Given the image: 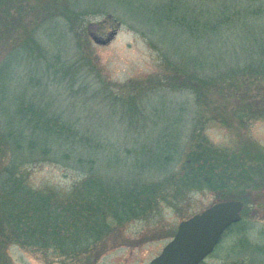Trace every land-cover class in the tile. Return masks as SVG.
<instances>
[{"label": "rangeland", "instance_id": "374dc122", "mask_svg": "<svg viewBox=\"0 0 264 264\" xmlns=\"http://www.w3.org/2000/svg\"><path fill=\"white\" fill-rule=\"evenodd\" d=\"M5 2L30 3L33 9L26 11L28 26L22 37L30 34L39 47L27 44L8 51L12 45L8 37L0 41V127L21 136L17 105L25 102L46 118L77 120L81 131L101 141L93 172L111 186L163 179L169 164L172 172L179 173L193 147L191 125L199 106L188 91L165 90L172 72L165 57L181 69L207 73L264 59V13L252 17L246 9L264 8V0ZM43 2H56L58 10L68 5L76 12L88 11L78 27L83 29L81 47H75L65 16L59 12L46 19L42 8L52 5ZM156 81L159 88L153 85ZM143 86L154 89L129 105L126 98ZM209 95L212 103L202 106L206 118L214 116L216 105L232 108L231 98ZM202 127L201 135L214 148L229 153L242 148L248 156L255 149L264 153V119L252 120L246 127L209 119ZM24 168L32 187L59 192L69 191L81 173L75 164L60 161ZM189 198L183 216L163 206L153 216L127 224L121 243L91 264H148L173 237L180 221L216 201L208 190L194 191ZM251 198L254 203L244 221L225 231L199 264H264V190L251 191ZM1 256L0 264H57L16 244L7 245Z\"/></svg>", "mask_w": 264, "mask_h": 264}, {"label": "trees", "instance_id": "16d2710c", "mask_svg": "<svg viewBox=\"0 0 264 264\" xmlns=\"http://www.w3.org/2000/svg\"><path fill=\"white\" fill-rule=\"evenodd\" d=\"M60 7L58 10L54 2L41 8L46 19L59 12L65 16L74 34L75 47H81L83 29L80 31L78 27L88 11L76 12L68 5ZM32 9L30 3L0 0V41L8 37L12 44L8 51L24 49L27 44L32 49L39 47L30 34L22 37L28 26L26 11ZM246 9L252 17L264 13L262 6ZM169 60L165 57L172 72L163 87L190 92L199 107L191 125L193 147L180 172H172L169 164L163 179L105 184L93 172L101 141L81 131L77 120L46 118L36 114L32 103L17 105L21 136L13 129L0 127V258L7 245L16 244L39 254L48 263L91 264L98 255L121 243L122 229L132 221L149 218L163 206L183 216V206L189 204V194L194 191L208 190L216 201H242V219L233 225L244 221L248 207L254 203L251 191L264 190V153L255 149V154L248 156L242 148L230 153L214 148L205 142L200 131L209 119L230 125L234 121L240 127L264 119V59L260 56L208 73L187 71ZM153 85L159 88L160 82ZM148 88L139 87L134 96L126 98L128 104H134L137 97L143 94L146 97L154 89ZM210 93L231 98L232 108L220 109L216 105L214 116L206 118L204 107L211 102ZM44 161L75 164L80 167L79 180L67 192L32 187L24 167ZM251 161L257 164L247 166Z\"/></svg>", "mask_w": 264, "mask_h": 264}, {"label": "water", "instance_id": "95a60500", "mask_svg": "<svg viewBox=\"0 0 264 264\" xmlns=\"http://www.w3.org/2000/svg\"><path fill=\"white\" fill-rule=\"evenodd\" d=\"M242 209L239 200L216 201L180 221L173 237L148 264H199L212 253L225 230L241 220Z\"/></svg>", "mask_w": 264, "mask_h": 264}]
</instances>
